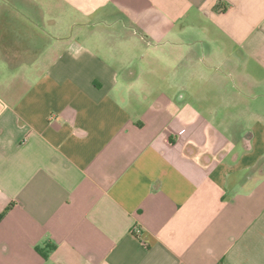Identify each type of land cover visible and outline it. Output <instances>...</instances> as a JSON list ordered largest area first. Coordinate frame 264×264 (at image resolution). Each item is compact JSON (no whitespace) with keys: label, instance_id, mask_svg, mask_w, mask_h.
Masks as SVG:
<instances>
[{"label":"crops","instance_id":"0c3cea01","mask_svg":"<svg viewBox=\"0 0 264 264\" xmlns=\"http://www.w3.org/2000/svg\"><path fill=\"white\" fill-rule=\"evenodd\" d=\"M0 264H264V0H0Z\"/></svg>","mask_w":264,"mask_h":264},{"label":"built area","instance_id":"2783aa9c","mask_svg":"<svg viewBox=\"0 0 264 264\" xmlns=\"http://www.w3.org/2000/svg\"><path fill=\"white\" fill-rule=\"evenodd\" d=\"M131 233L134 237L139 238V236L141 234V229L139 227H135L132 229Z\"/></svg>","mask_w":264,"mask_h":264},{"label":"trees","instance_id":"16d2710c","mask_svg":"<svg viewBox=\"0 0 264 264\" xmlns=\"http://www.w3.org/2000/svg\"><path fill=\"white\" fill-rule=\"evenodd\" d=\"M217 9L221 10V12H224L225 11V8H223V6H222L221 3H218L217 4Z\"/></svg>","mask_w":264,"mask_h":264}]
</instances>
